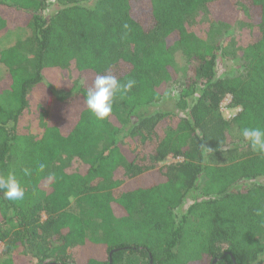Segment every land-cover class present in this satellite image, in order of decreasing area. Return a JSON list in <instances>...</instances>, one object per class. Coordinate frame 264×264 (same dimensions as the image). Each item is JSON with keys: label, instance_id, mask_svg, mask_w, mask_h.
Returning <instances> with one entry per match:
<instances>
[{"label": "trees", "instance_id": "1", "mask_svg": "<svg viewBox=\"0 0 264 264\" xmlns=\"http://www.w3.org/2000/svg\"><path fill=\"white\" fill-rule=\"evenodd\" d=\"M236 4L256 29L241 48L192 30L203 14L229 33ZM18 26L30 34L0 55V174L25 196L0 192V264H264V154L241 134L264 130V0H0V36ZM51 70L84 82L61 93ZM97 74L135 81L104 121L84 103ZM32 92L41 118L23 126Z\"/></svg>", "mask_w": 264, "mask_h": 264}, {"label": "rangeland", "instance_id": "2", "mask_svg": "<svg viewBox=\"0 0 264 264\" xmlns=\"http://www.w3.org/2000/svg\"><path fill=\"white\" fill-rule=\"evenodd\" d=\"M237 10H238V20L237 23L230 29L229 33H226V29L219 28V25L212 23L207 17H205L203 14H198L195 17L194 22L192 23L193 27L192 30L199 36L202 37L204 40H210L211 37L216 39L218 43L222 42L221 44L227 45L231 48L238 47L241 48L243 44L249 41L253 30L256 31V29L251 28V21H250V15L248 11L240 4H236ZM54 8H52L50 11H52ZM52 12H50L51 14ZM30 34V29L26 27L18 26L14 29H12L9 33L0 36V55L1 52L7 48H10L15 45V43L22 39L24 40L28 35ZM236 68L235 65L228 63L226 66L222 64L219 67V75H222L225 71L226 72H232ZM8 73L7 68L0 63V80L3 79L6 74ZM46 79L49 83H51L58 91L61 93H67L74 83L82 84L84 82V79L80 78L79 74H77L75 71L67 72V71H48L45 74ZM31 100V110L30 115L25 117V121L23 122V126H28L30 122L34 121L36 124L39 123L40 120V111H42V107L44 106V102L41 98V96L37 92H32L30 95ZM175 103L174 95H171L166 101L164 105L161 107L166 108L168 110H173V105ZM230 103V97H227L225 101L222 104V112L223 115L227 119H231L236 113L237 109L231 110L228 105ZM35 124V125H36ZM239 138L236 140L238 141ZM183 162V159H172L168 158L165 160L161 166L166 165H172V164H178ZM193 200L188 199L185 204L176 211V214L178 216V219L182 214H184L190 205H192ZM76 206V202L73 201V207ZM91 250V247L88 248V251ZM91 254L99 255L101 258H105L107 255L105 251L99 252L98 249L94 248L91 252ZM4 245L0 246V257L4 259ZM31 264H36L35 261H31Z\"/></svg>", "mask_w": 264, "mask_h": 264}, {"label": "clouds", "instance_id": "3", "mask_svg": "<svg viewBox=\"0 0 264 264\" xmlns=\"http://www.w3.org/2000/svg\"><path fill=\"white\" fill-rule=\"evenodd\" d=\"M134 83L135 81L129 80L122 84L113 75L97 74L92 87L86 92L84 103L97 120L104 121L113 113L117 94L131 90ZM241 134L244 140L250 143L254 152L264 154V130L246 127L242 129ZM40 168L43 169L44 165L41 164ZM24 174L29 175L30 170L24 169ZM0 192L3 193L4 199L10 201L22 200L25 196L24 188L14 172L0 174Z\"/></svg>", "mask_w": 264, "mask_h": 264}, {"label": "water", "instance_id": "4", "mask_svg": "<svg viewBox=\"0 0 264 264\" xmlns=\"http://www.w3.org/2000/svg\"><path fill=\"white\" fill-rule=\"evenodd\" d=\"M118 250H114V251H112V253L110 254V257H112V254H113V252H117ZM113 262H112V258H110V264H112Z\"/></svg>", "mask_w": 264, "mask_h": 264}]
</instances>
